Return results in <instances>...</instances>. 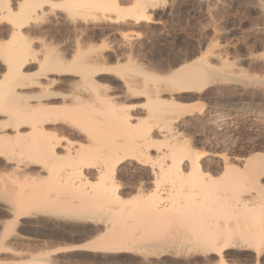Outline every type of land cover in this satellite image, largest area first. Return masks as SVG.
I'll return each mask as SVG.
<instances>
[{"label": "bare ground", "instance_id": "1", "mask_svg": "<svg viewBox=\"0 0 264 264\" xmlns=\"http://www.w3.org/2000/svg\"><path fill=\"white\" fill-rule=\"evenodd\" d=\"M158 1L0 0V167L29 184H20L15 199L0 207L11 214V229L23 218L96 226L95 235L75 249L184 252L216 264H227L236 250L258 264L264 255V154L236 165L223 158L212 177L200 168L203 154L177 132L179 119L195 111L175 104L173 94L235 79L203 54L158 76L131 56L117 60L122 50L91 45L99 33L88 25H112L113 32L154 24ZM235 1L264 20V0ZM259 30L264 27L252 31ZM67 36L72 45H63ZM110 76L117 93H111ZM139 98L145 99L144 118L132 114L141 105L128 103ZM134 171L148 179L120 180V173ZM4 183L0 190H11ZM5 233L0 250L6 249ZM45 255L29 262L50 264Z\"/></svg>", "mask_w": 264, "mask_h": 264}, {"label": "rangeland", "instance_id": "2", "mask_svg": "<svg viewBox=\"0 0 264 264\" xmlns=\"http://www.w3.org/2000/svg\"><path fill=\"white\" fill-rule=\"evenodd\" d=\"M122 1L127 5L125 0ZM158 2L152 17L154 24L123 27L113 32H109L112 25H102L101 22L88 25L91 31L100 35H95L97 39L94 36L93 44H90L95 48L107 46L109 49L116 48L119 52L122 50L121 53L124 54L121 58L116 57L117 60L122 62L124 57L131 56L141 68L153 71L158 76L167 74L191 61L192 57L203 54L204 61L216 68H224L236 82L229 85L212 83L201 91L173 94L175 104L195 111L194 114H185L179 119L177 132L188 140L194 151L203 154L200 168L212 177L219 175L223 158L236 165V160H243L256 153L264 154V83H258L264 81V32L252 31L255 27H264V20L256 19L245 5L235 0ZM66 21L71 22L69 19ZM76 21L84 22L82 19ZM55 23L50 20L46 24L53 27ZM103 27L108 29L105 28L104 31ZM100 30L107 34H100ZM66 39L63 45H67V42L69 45V41L70 45L73 44L72 37L67 36ZM102 41L107 45H103ZM114 57L110 58V65L117 63ZM128 74L138 80L143 78L138 72L130 71ZM110 79V88H114L112 85H116V77L114 79V76H110ZM59 86V91L69 93L67 85ZM64 87L68 89H62ZM111 91L117 93L115 88ZM144 102V98L128 102L141 105L134 113L132 111L134 116L145 117ZM2 167L0 171L7 175L0 173V182H5V187L8 183L11 184V190H7L9 186L3 191L0 190V204L7 205L15 199L17 187L20 184L27 186L28 183L17 180L3 171ZM119 178L128 183H136L139 179L145 182L148 179L144 172L138 171L120 173ZM259 180V184L264 186V177ZM253 191L250 190L252 193ZM259 192L255 191L258 196ZM11 220V214L0 207V235L5 233H2L3 225ZM9 225L3 241L6 249L0 250V264H31L29 261L39 254H46L45 259L50 264H216L215 258L195 257L184 252L162 256L151 250L96 252L75 249L95 235L97 228L90 224L23 218L17 220L14 228H9ZM55 250L59 253L52 255ZM229 253L232 255L227 258V264H251L247 252L232 250Z\"/></svg>", "mask_w": 264, "mask_h": 264}, {"label": "snow or ice", "instance_id": "3", "mask_svg": "<svg viewBox=\"0 0 264 264\" xmlns=\"http://www.w3.org/2000/svg\"><path fill=\"white\" fill-rule=\"evenodd\" d=\"M260 264H264V258L261 259Z\"/></svg>", "mask_w": 264, "mask_h": 264}]
</instances>
